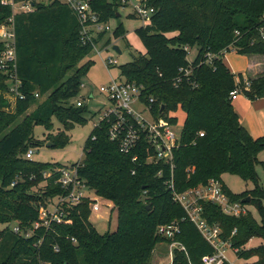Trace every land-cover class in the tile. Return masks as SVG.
<instances>
[{
  "label": "trees",
  "instance_id": "16d2710c",
  "mask_svg": "<svg viewBox=\"0 0 264 264\" xmlns=\"http://www.w3.org/2000/svg\"><path fill=\"white\" fill-rule=\"evenodd\" d=\"M1 1L0 26L13 16ZM149 5L156 10L152 21L136 31L146 54L121 66L120 78L141 87L142 100L152 106L156 119L175 126L176 113L182 110L185 120L173 152V171L164 161L147 162L153 150L145 140L126 155L110 140L107 121L95 127L85 143L84 160L74 166L90 190L113 203L118 226L106 234L91 223L88 199L62 207L64 223L41 227L28 238L24 234L40 220V209L65 193L58 183L63 166L29 160L26 154L48 142L53 149L65 148L71 140L67 132L85 123L87 107L72 101L94 62L82 64L92 48L82 45L78 19L68 6L38 4L34 12L15 16L17 73L25 99L12 110L7 101H0V264H152L157 246L174 241L187 253L174 249L172 264H202L215 250L174 200L172 176L178 193L216 179L231 202L254 207L259 218L251 210L234 217L216 204L201 203L203 217L218 225L223 239L239 250L236 264H264V188L257 171L258 166L264 168L259 160L264 136L255 139L243 126L230 97L239 89L250 101L264 99V73L247 79V86L223 59L232 49L239 55L264 56V0H150ZM93 8L104 23L121 17L119 0H94ZM125 33L120 25L114 36ZM103 39L112 44L105 33L99 36ZM4 48L0 42V56ZM194 48L198 54L190 62ZM209 55L214 56L211 63ZM182 70L191 73L185 76ZM7 80L0 71V90H7ZM54 120L62 126L56 135ZM39 126L48 131L44 141L34 135ZM227 174L254 183V189L232 193L223 183ZM248 197L251 202L244 203ZM174 222L180 227L174 239L158 234L160 226ZM12 224L23 234L14 233ZM252 241L259 246L250 247Z\"/></svg>",
  "mask_w": 264,
  "mask_h": 264
},
{
  "label": "built area",
  "instance_id": "2783aa9c",
  "mask_svg": "<svg viewBox=\"0 0 264 264\" xmlns=\"http://www.w3.org/2000/svg\"><path fill=\"white\" fill-rule=\"evenodd\" d=\"M94 0H50L51 3L59 2L68 6L77 17L80 25V39L84 46L92 48V54H101L102 51H108L115 47L113 44H106L105 39L99 40V36L103 33L109 34L112 29L109 23L100 21V14L93 8ZM120 8L131 9V15L149 24L152 21L156 10L149 5L150 0H119ZM37 0H2L4 7H10L13 16L7 23L0 26V42L5 46L0 56V71L8 77L7 90H0V101L5 100L11 104V110L17 102L25 99L22 91V81L17 73V53H16V32H15V16L21 13H31L35 11L36 5L41 4ZM264 38V36H263ZM214 56H208V62L211 63ZM106 67H114L118 65V61L112 57L103 61ZM185 76L190 75L189 70H182ZM182 77L176 81V85L180 83ZM245 84L249 86L246 79ZM83 87V86H82ZM101 92L106 94L111 102L108 110L100 116L99 127L103 121L110 124L109 137L111 141L120 144L122 153L128 155L137 151L141 147L142 140H145L153 154L149 152L147 162H160L171 165L174 170V150L177 148L180 136H177L167 121L156 119L152 113V106L147 105L142 100V90L136 84L130 83L123 78L111 81L107 86L100 88ZM241 94L239 89L234 90L230 97L235 101ZM39 97L38 94H36ZM153 99L151 103H153ZM79 107L84 105L82 99L78 100ZM133 105H141L151 113V119H147L142 113L136 111ZM7 110V109H6ZM10 111V110H7ZM201 137L204 134H200ZM35 151L30 149L26 158L33 160ZM134 162L138 161V155L133 158ZM61 177L58 183L61 184L65 193L51 202L48 207L40 209V220L37 221L32 231L24 233L25 236L31 237L32 234L41 227L49 228L52 223L61 224L66 221V215L62 211L65 205L75 206L84 200H90L91 212H99L100 197L94 191L90 190L84 181L78 176V169L75 166L70 168L63 167L58 170ZM49 177L50 174H45ZM174 200L179 203L187 213L189 220L197 226L203 237L214 248L212 255L202 258V264H236L230 261L228 252L233 251L235 255L239 252L233 248L230 241H226L222 237V229L218 225H211L203 217L202 201L211 202L220 206L226 215L239 217L249 212L248 205L240 202H231L225 194L223 185L219 180L212 179L207 185H202L194 189H190L183 193H178L175 189L173 176L169 184ZM14 233L23 234L18 225L12 228ZM236 231L233 232V235ZM180 233L178 223L174 222L170 225L160 226L158 234L160 236L174 239ZM179 249L187 253V249L179 242H172L169 246L170 258L173 262L174 249Z\"/></svg>",
  "mask_w": 264,
  "mask_h": 264
},
{
  "label": "rangeland",
  "instance_id": "374dc122",
  "mask_svg": "<svg viewBox=\"0 0 264 264\" xmlns=\"http://www.w3.org/2000/svg\"><path fill=\"white\" fill-rule=\"evenodd\" d=\"M42 2L41 4L49 5L50 0H37ZM119 14L120 18L111 20L109 23L112 31L108 36L112 39L113 46H117L121 50V54L117 53L114 50V47L108 51H102L101 54H91L84 59L83 63H86L90 60L94 62L93 66L90 68L88 74L83 79V87L77 99H74L72 102L76 104V101L82 99L84 105L87 107V113L85 115L86 121L83 125H76L72 130L67 132V135L70 137V143L65 148H48L47 144H44L42 147L34 149L35 154L33 160L39 163H50V164H60L63 167L70 168L75 164L82 162L85 158L84 148L85 143L95 127L98 125L100 116L103 115L108 108L110 107L111 102L109 101L106 94L102 93L100 88L107 86L111 81L115 79H120V67L131 63L135 57L146 54V50L143 46V43L136 34V31L142 26L146 25L142 20L130 17L131 9L120 8ZM122 25L125 30V36L121 38H115L114 32L116 29ZM198 54L197 48H194L190 51L188 60L193 62ZM112 57L118 61V65L114 67H106L104 60ZM239 76V75H238ZM245 97V96H244ZM248 99V98H247ZM40 103L44 101V98H40ZM136 111L143 114L147 119H151V113L142 107L141 105H133ZM37 108L33 106L29 111L32 112ZM178 117V123L175 125L172 130L177 136H180L183 130V124L185 120V113L182 110H178L176 113ZM251 115L249 117L251 118ZM248 124V123H247ZM264 126V124H263ZM62 129L61 124L54 120V129L53 134H58L59 130ZM253 130V129H252ZM255 135H252L254 138L262 135H256L258 132L253 131ZM48 131L42 127H36L34 135L36 139L44 141L47 137ZM259 160L264 162V151L260 153ZM258 175L260 178V184L264 188V168L258 166L257 168ZM223 182L226 187L234 194H242L247 191L254 189L255 185L252 182H245L240 177L227 174L223 176ZM45 183L40 184L36 190L43 187ZM101 209L99 212L92 213L91 223L96 227L100 234H106L108 232H114L117 229V213L112 212L113 203L107 202L103 199H99ZM249 210L252 211L255 217H258L257 211L254 207L249 206ZM16 226L12 224L11 227ZM2 229L3 226L0 225ZM259 246L258 241H254L250 244V247ZM228 257L231 262L238 263V258L233 253V251L228 252ZM152 264H172V259L170 258V249L167 244H160L156 248Z\"/></svg>",
  "mask_w": 264,
  "mask_h": 264
},
{
  "label": "crops",
  "instance_id": "0c3cea01",
  "mask_svg": "<svg viewBox=\"0 0 264 264\" xmlns=\"http://www.w3.org/2000/svg\"><path fill=\"white\" fill-rule=\"evenodd\" d=\"M223 59L224 63L235 75H242L245 80L249 78H255L258 75L264 73V56L239 55L235 50L232 49L224 54ZM237 80H239V78H237ZM233 105L235 111L240 117L243 126L247 128L250 134L255 135L253 132L255 131L258 132L256 135H262L258 136L257 138L263 137L264 99L250 101L244 97V95L240 94L238 98L233 101ZM251 112L253 117L251 116L250 118L249 115H251ZM253 242L254 241L251 243Z\"/></svg>",
  "mask_w": 264,
  "mask_h": 264
},
{
  "label": "water",
  "instance_id": "95a60500",
  "mask_svg": "<svg viewBox=\"0 0 264 264\" xmlns=\"http://www.w3.org/2000/svg\"><path fill=\"white\" fill-rule=\"evenodd\" d=\"M118 16L120 17L121 15H118ZM114 50H115L117 53H119V54L122 53L121 50H120V48L117 47V46L114 47ZM163 110H164V107L162 108V111H161V112H163ZM47 147H48V148H52V147H53V144H52L51 142H48ZM243 202H244V203H250V202H251V198L248 197V198L245 199ZM148 208H149V207H148Z\"/></svg>",
  "mask_w": 264,
  "mask_h": 264
}]
</instances>
